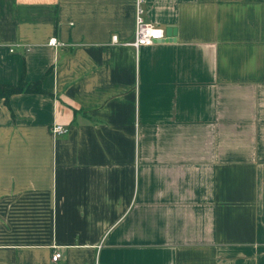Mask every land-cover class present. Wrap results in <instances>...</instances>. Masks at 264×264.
<instances>
[{
    "label": "crops",
    "instance_id": "1",
    "mask_svg": "<svg viewBox=\"0 0 264 264\" xmlns=\"http://www.w3.org/2000/svg\"><path fill=\"white\" fill-rule=\"evenodd\" d=\"M137 4L171 40L126 44ZM21 79L0 264H264V0H0Z\"/></svg>",
    "mask_w": 264,
    "mask_h": 264
},
{
    "label": "built area",
    "instance_id": "2",
    "mask_svg": "<svg viewBox=\"0 0 264 264\" xmlns=\"http://www.w3.org/2000/svg\"><path fill=\"white\" fill-rule=\"evenodd\" d=\"M141 13V8L139 4L136 5V15H135V27H134V35L133 39L126 44L138 49L141 45H148L155 43L157 41L163 40L165 38L164 29L160 26H157L151 22L146 21ZM111 41L113 43H117V35H112ZM48 44L54 45L56 44L55 38H50L48 40ZM50 130L53 134L62 135L67 132V128L59 123H53L50 126ZM61 257V253L59 251H54L51 255L52 260H57Z\"/></svg>",
    "mask_w": 264,
    "mask_h": 264
},
{
    "label": "trees",
    "instance_id": "3",
    "mask_svg": "<svg viewBox=\"0 0 264 264\" xmlns=\"http://www.w3.org/2000/svg\"><path fill=\"white\" fill-rule=\"evenodd\" d=\"M35 93L43 92L42 88L39 85V82H28L21 79L16 84H5L0 83V98H3L8 104V97L13 93Z\"/></svg>",
    "mask_w": 264,
    "mask_h": 264
},
{
    "label": "water",
    "instance_id": "4",
    "mask_svg": "<svg viewBox=\"0 0 264 264\" xmlns=\"http://www.w3.org/2000/svg\"><path fill=\"white\" fill-rule=\"evenodd\" d=\"M174 32H175V30L174 29H171V28H166L165 29V37L166 38H164L165 40H167V41H169V40H171L172 38H171V34H174Z\"/></svg>",
    "mask_w": 264,
    "mask_h": 264
}]
</instances>
